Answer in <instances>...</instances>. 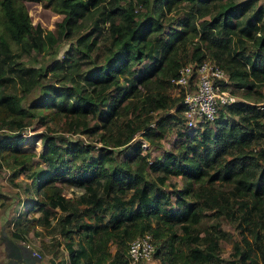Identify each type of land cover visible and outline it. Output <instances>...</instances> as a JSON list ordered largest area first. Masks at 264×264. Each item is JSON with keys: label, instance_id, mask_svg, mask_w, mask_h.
<instances>
[{"label": "trees", "instance_id": "16d2710c", "mask_svg": "<svg viewBox=\"0 0 264 264\" xmlns=\"http://www.w3.org/2000/svg\"><path fill=\"white\" fill-rule=\"evenodd\" d=\"M35 1L62 14L54 29L33 24L24 0H0V130L12 134L0 138V165L11 170V179L20 173L31 179L24 190L39 197L27 202L28 210H38L39 224L66 239L70 264H129L128 242L145 232L152 235L153 257L161 264H221L219 240L226 231L219 223L202 234L198 228L208 212L241 234L243 245H234L237 259L231 264H264V5ZM166 14L173 24L164 39L154 31L162 29ZM63 39L75 40L73 51L35 65L45 43L53 47ZM10 42L23 52L33 50L32 58L16 56ZM180 46L188 47L179 56ZM206 58L228 73V86L242 88L243 99L198 127L183 126L176 153L151 160L139 142H131L132 155L115 162L105 147L130 144L139 130L146 139L157 129L163 135L162 122L170 115L154 119L151 112L181 110V95L168 92L171 78L182 64ZM130 110L143 115L140 123L127 118L116 125L119 134H112L110 119ZM34 118L45 125L61 121L63 132L98 134V154L91 155L94 145L49 133L42 135L41 151L24 150L22 130ZM212 122L213 129L207 127ZM172 175L182 178V187L170 181ZM58 181L82 191L68 197ZM170 204L176 206L173 212ZM21 214L14 223L24 232L29 222L22 223Z\"/></svg>", "mask_w": 264, "mask_h": 264}, {"label": "rangeland", "instance_id": "374dc122", "mask_svg": "<svg viewBox=\"0 0 264 264\" xmlns=\"http://www.w3.org/2000/svg\"><path fill=\"white\" fill-rule=\"evenodd\" d=\"M24 2L32 23L40 24L46 31L54 29L55 23L62 18V14L43 6L40 2L35 0H24ZM257 2L264 5V0H257ZM168 15L170 16L171 14H166L161 18V22L163 24L162 29L154 31L155 34L162 36L164 39H166L167 34L172 31L171 28L167 27L173 24L172 22L169 24L170 21L167 19ZM88 26L89 25L86 24L82 31H89ZM74 43V39H63L53 47L45 43V49L43 52L36 55L37 61L34 62L35 65H39L42 62L47 63L51 61L54 56L59 59L62 58L66 53L73 51ZM10 46L13 53L15 55L17 54L16 56H21V58L28 57L31 59L32 56L30 55L34 54L33 50H31L30 53L23 52L20 46L13 42H10ZM187 47L188 46H185V48ZM57 48V52L54 53V50ZM185 48L180 46V54L178 53L179 56L181 53L183 55L185 54ZM87 66L88 65L86 64L82 65V67L85 68H87ZM47 74L48 75L46 77L42 78V81L48 80L50 72ZM9 87L11 88L12 86L10 85ZM261 88L264 90V87ZM229 89L237 100L243 99L242 88L237 89L230 85ZM110 91L112 94L114 93L113 90ZM168 92L171 95H175V91L172 88L168 89ZM136 113L137 110H130L129 113L124 112L112 117V119H110V122L112 123L111 133L119 134V130H116V125H124L125 119L127 118H131L135 124L140 123L143 115L141 114L140 116H136ZM151 114L154 119L163 115H170V118L162 122L164 128L163 135L158 136V134H156L158 133L157 129L151 139H146L143 135V130H139L133 135L130 144L118 147H113L111 145L105 147L104 149L111 150V155L115 162H119L128 155H132L130 153V147L132 145L131 142H139L142 152L147 153L151 160L156 159V157H162L166 152L176 153L179 151V142L184 139V136L180 133L185 130L181 121L177 120V118L180 117L178 110H176L175 107L170 109H156L155 111H152ZM100 125H102V122H100ZM150 125L154 126V123L152 122ZM61 127V121H56V123L50 121L47 125H45L37 118H34L32 124L22 130L23 139L20 144L24 150H35L39 152L43 149L42 135L49 133L56 138L57 136H64L70 139L82 140L83 143L88 145H94L93 148L91 147V155L98 154L99 147L102 145L101 141L96 140L98 134L95 133L92 136H88L87 134L63 132L61 131ZM123 127L124 126H122V128ZM207 127H211L213 129L214 122L208 124ZM207 127H202L200 132L205 130ZM100 131H104V128L99 129V133ZM200 132L198 135H200ZM4 136L11 137L12 134L4 129H1L0 138H3ZM109 137L110 136L107 134L106 138L109 139ZM225 157L229 158L230 156L225 155ZM10 174L11 170L3 165H0V264H70L68 253L64 246L66 239L58 232L54 231L52 226L43 227L39 224L38 218L40 216V212L38 210H28L30 203L27 202L34 197H39L33 191L28 193L24 190L27 186H29L31 179L26 178L23 173H20L11 179ZM169 179L170 181L176 183L177 186L182 187V178H180V176L172 175ZM57 183L61 185L62 193L68 197H76L82 191L80 187L68 185L63 181H58ZM167 188L171 189L169 187ZM171 199L174 200L175 197L171 196ZM168 207L172 210V212L173 209L176 208L174 204H170ZM19 210L23 211V214H21V217L23 218L22 223L29 222L24 232H22L20 228L16 227V223H14V218L18 214ZM179 211L180 210H176L175 214H178ZM216 223H219L220 227L226 231L227 235L226 238H221L219 240V254L223 259L221 264H231L230 260L235 261L237 259L234 254V245L237 243H240L239 246L243 245L241 241V234L231 223L218 218L210 212L202 218V222L198 225V228L202 234L204 233L203 230L205 227L212 230V225ZM228 232L229 234H227ZM115 246L116 245L114 243L109 245L112 252L115 250ZM143 264H161V260L159 258L152 257L150 260L143 262Z\"/></svg>", "mask_w": 264, "mask_h": 264}, {"label": "built area", "instance_id": "2783aa9c", "mask_svg": "<svg viewBox=\"0 0 264 264\" xmlns=\"http://www.w3.org/2000/svg\"><path fill=\"white\" fill-rule=\"evenodd\" d=\"M171 81L175 94L181 95L178 112L184 127L194 128L213 120L222 107L237 100L229 89L228 73L210 58L182 64ZM257 104L262 108V101ZM154 249L149 232L134 237L128 242V263L143 264L153 257Z\"/></svg>", "mask_w": 264, "mask_h": 264}]
</instances>
